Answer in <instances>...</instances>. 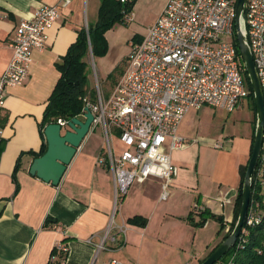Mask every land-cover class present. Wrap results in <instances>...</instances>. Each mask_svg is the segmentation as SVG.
I'll use <instances>...</instances> for the list:
<instances>
[{
	"label": "crops",
	"instance_id": "0c3cea01",
	"mask_svg": "<svg viewBox=\"0 0 264 264\" xmlns=\"http://www.w3.org/2000/svg\"><path fill=\"white\" fill-rule=\"evenodd\" d=\"M100 2L0 0V76L10 61L9 44L17 25L44 5L60 7L59 19L46 32L45 49L32 52L25 82L5 92L0 111V264L59 263L58 255L55 259L50 256L58 242L68 248L64 264H91L96 255L95 245L111 221L117 241L107 243L95 264H109L112 259L125 264H199L223 241L235 219L240 173L248 164L255 133L253 111L241 119L242 105L232 113L208 107L220 112L212 114L213 125L206 131L200 128L198 113L207 107L189 111L177 130L188 144L170 153L176 174L166 190L159 178L132 184L116 208L114 178L99 163L107 150L102 127L90 130L58 186L29 174L34 157L26 153L38 152L44 141L40 124L48 98L60 78L56 64L75 43L78 33L97 21ZM137 3L138 0L133 15ZM166 3L162 0L153 24ZM116 26L105 33L108 50L105 56L97 58L102 67L111 55V33ZM128 51V47L120 51L114 61L127 60ZM94 58L89 53L85 59L86 71ZM98 128L100 134L96 133ZM109 140L116 154L124 149L114 130H110ZM217 143L221 147L217 148ZM17 165L15 193L13 172ZM164 192L167 195L162 199ZM221 192L228 193L230 204L217 202ZM195 204L222 219L223 230L219 231L220 223L215 218L208 219L202 228L191 226L188 217ZM134 217L143 218V225L129 224L128 220ZM194 218L199 221V216Z\"/></svg>",
	"mask_w": 264,
	"mask_h": 264
},
{
	"label": "built area",
	"instance_id": "2783aa9c",
	"mask_svg": "<svg viewBox=\"0 0 264 264\" xmlns=\"http://www.w3.org/2000/svg\"><path fill=\"white\" fill-rule=\"evenodd\" d=\"M118 1L125 4L133 0ZM236 4L237 0H167L140 41L128 43L127 68L112 92L104 97L98 90L95 100L84 99L80 117L83 119L85 109H89L93 115L90 130L102 127L106 133L107 150L99 163L114 178L115 208L132 184L159 178L166 190L176 174L170 153L188 144L177 130L189 111L210 107L232 113L248 98L243 62L234 45ZM59 8L44 5L13 31L11 58L0 76V111L5 92L25 82L32 52L45 49L46 32L59 19ZM133 20V11L123 13L125 24ZM243 21L264 102V0H246ZM67 122L57 121L60 125ZM110 130L124 147L119 154L110 144ZM1 134L0 129V138ZM166 195L164 192L162 199ZM216 200L231 202L227 192H221ZM258 209V204L248 207L242 231L260 223ZM203 211L195 204L191 214L199 216ZM112 230L111 221L95 245L91 264L107 249V243L117 241ZM247 233L244 230L243 237ZM53 249L62 254L60 264H64L68 252L65 243L58 242ZM109 264L125 263L112 259Z\"/></svg>",
	"mask_w": 264,
	"mask_h": 264
},
{
	"label": "trees",
	"instance_id": "16d2710c",
	"mask_svg": "<svg viewBox=\"0 0 264 264\" xmlns=\"http://www.w3.org/2000/svg\"><path fill=\"white\" fill-rule=\"evenodd\" d=\"M137 0L132 2L121 4L118 0H101L97 21L89 25L86 29H82L78 33V37L73 43L66 55L56 64L57 70L60 72V78L55 85L50 97L48 98L47 105L44 110L43 119L40 124V134L43 138V129L45 126L53 123H57L58 120L70 121L72 118H79L83 110L84 99H93L94 93H88L86 90V58L89 53L93 57H103L108 50L107 40L105 33L111 30L117 24H125L123 22V13L132 12ZM127 25V24H126ZM141 37H135L131 41H140ZM234 45L237 54L240 55L238 42L236 36H234ZM249 96L248 100L251 103V109L254 114V127L256 122V106L250 87L249 80L245 75ZM91 92V91H90ZM44 140V138H43ZM1 143V141H0ZM46 145L42 143L40 150L36 152H28L27 155L31 157H38L45 153ZM252 152V151H251ZM251 156V155H250ZM246 167L241 169V180L239 188L237 189L236 198L234 201L235 207V219L231 223L230 230L225 234L222 240L226 239L231 233L241 206L242 199V186ZM19 165L13 172V181L15 182V193L18 191V186L15 180V173L18 170ZM264 138L261 148V153L256 164L255 170L251 179V197L249 207L258 204V216L260 217V223L254 226H245L243 231H247L246 237H243V231L240 237L237 239L234 247L218 262L223 264L227 261H232L233 264H264ZM215 218L220 223V232L223 230V220L210 215L207 211H203L199 215V221L195 222V218L192 214L189 215V224L196 228L204 227V224L208 219ZM143 218L134 217L128 220L129 224L143 225ZM219 232V233H220ZM52 258L57 256L56 251H51ZM61 259L62 254L58 255ZM203 260L199 263L201 264ZM52 263V262H51ZM50 262L48 264H51ZM56 264H60L56 263Z\"/></svg>",
	"mask_w": 264,
	"mask_h": 264
},
{
	"label": "water",
	"instance_id": "95a60500",
	"mask_svg": "<svg viewBox=\"0 0 264 264\" xmlns=\"http://www.w3.org/2000/svg\"><path fill=\"white\" fill-rule=\"evenodd\" d=\"M245 2L246 0H237L234 29L240 57L243 62L245 74L250 83L256 106L253 147L244 175L241 206L235 225L228 237L201 264H217L236 244L245 224L251 197V179L261 153L264 138L263 94L245 33L243 21ZM92 121L93 115L86 108L83 119L72 118L66 125L53 123L45 126L42 133L46 151L43 155L32 159L29 166V174L45 183H50L52 186H58L67 167L74 158L77 149L89 134Z\"/></svg>",
	"mask_w": 264,
	"mask_h": 264
},
{
	"label": "rangeland",
	"instance_id": "374dc122",
	"mask_svg": "<svg viewBox=\"0 0 264 264\" xmlns=\"http://www.w3.org/2000/svg\"><path fill=\"white\" fill-rule=\"evenodd\" d=\"M162 0H138L134 9V20L130 25L117 24L114 31L111 33V55L104 61L103 67L99 64V60L95 57L87 68L88 82L86 88L90 89L88 93H94L93 99L97 98L98 90L102 96L113 89L115 82H117L125 73L127 68V60H120L115 62L117 54L120 51L125 50L128 47V41L135 37H140L145 34L146 29L152 26L153 20L157 15V12L161 6ZM90 59V58H89ZM109 69V70H108ZM110 71L109 74L106 72ZM241 119L246 115L251 114V103L248 99H245L242 103ZM220 111H215L210 108H204L198 113V119L201 118L200 128L206 131L210 129L213 123L210 122L212 114H218ZM243 121V120H242ZM96 133H101V128H98ZM115 144L116 142L113 141Z\"/></svg>",
	"mask_w": 264,
	"mask_h": 264
}]
</instances>
